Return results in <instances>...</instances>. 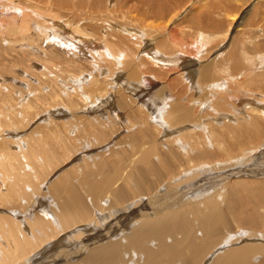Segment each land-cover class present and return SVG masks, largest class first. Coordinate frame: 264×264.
<instances>
[{"label": "bare ground", "instance_id": "obj_1", "mask_svg": "<svg viewBox=\"0 0 264 264\" xmlns=\"http://www.w3.org/2000/svg\"><path fill=\"white\" fill-rule=\"evenodd\" d=\"M251 1L198 0L171 29L195 0H0V264H264V174L241 164L264 153ZM250 5L242 45L203 64Z\"/></svg>", "mask_w": 264, "mask_h": 264}, {"label": "rangeland", "instance_id": "obj_2", "mask_svg": "<svg viewBox=\"0 0 264 264\" xmlns=\"http://www.w3.org/2000/svg\"><path fill=\"white\" fill-rule=\"evenodd\" d=\"M253 1V0H252ZM252 1H251V4H252ZM196 2V3H195ZM195 2L191 5L190 3H188V4H190L189 6H188V4L187 5H185L184 6V11L182 10V14L180 13L179 14V16L175 19V20H173L172 21V24H171V29H172V25H176L173 29H175L177 26H178V28H179V26H181L182 24H183V22H184V20H185V18L186 17H189L190 18V16H194V15H198V11L196 10L199 6H201L199 3H198V0H195ZM254 4V3H253ZM252 4V5H253ZM196 5V6H195ZM197 5H198V7H197ZM252 5H250L248 8H249V10H248V8H247V10L245 9L244 11H243V15L242 16H244V17H242V18H245V19H243V20H241L239 17H238V19H237V22L233 25V28L231 27V29H230V32H229V35H228V38L226 39V41H224L225 39L224 38H222V39H220L221 41H224V42H221V43H223L222 45L221 44H218V49H216V50H218V52L217 51H213V53H212V55L209 57V60L207 59V61H206V59H203V58H201V61H202V63L203 64H205V63H207V62H211V58L214 60L215 59V57L219 54V53H223V52H227V53H229L228 54V56L231 54V52H232V49L234 50L235 49V47L237 48V47H240L241 45H242V41H243V38H242V36H240V35H242L241 33H240V31L241 32H243L244 30L242 29L243 27L245 28V25L246 24H248V18L250 17V15H251V12H252V9H253V6ZM190 6H191V8H190ZM186 7V8H185ZM187 7H188V9H187ZM250 7H252V8H250ZM191 10H192V13H191ZM186 11H188L187 13H186ZM248 11H249V14H248ZM184 12V13H183ZM186 13V14H185ZM191 14V15H190ZM181 15H183L182 17H181ZM187 15V16H186ZM184 16H186L185 18H184ZM245 16H247V17H245ZM193 18V17H192ZM178 19H181L182 21H180L179 22V20ZM177 20V21H176ZM238 20H240V21H238ZM176 21V22H175ZM243 21H244V26L242 25L243 24ZM180 23H181V25H180ZM241 23V24H240ZM187 24V23H186ZM186 24H184V25H186ZM189 24V23H188ZM187 24V25H188ZM183 25V26H184ZM237 27V28H236ZM240 27V28H239ZM242 27V28H241ZM177 28V29H178ZM239 29H241L240 31H239ZM237 30V31H236ZM237 33H240V34H237ZM234 36H233V35ZM239 35V36H238ZM179 36H181V34H179ZM182 37V36H181ZM236 38V39H235ZM224 39V40H223ZM219 40V41H220ZM219 41H218V43H219ZM232 41V42H231ZM237 41V42H236ZM237 43V44H235V43ZM239 42H240V44H239ZM234 43V44H233ZM232 46V47H231ZM220 49V50H219ZM227 49H229V50H227ZM85 51H86V49H85ZM190 60H194V58L193 57H191V58H189ZM212 60V61H213ZM182 62V61H181ZM180 62V63H181ZM195 62V61H194ZM195 65H197V62H195ZM257 67H259V64L257 65ZM193 68H190V69H188V71L187 72H189V71H191ZM195 70V69H194ZM260 71H263L264 72V69H259V68H256L255 69V71H254V73H259ZM213 73H214V75H215V78H216V80H217V76H216V72H215V70L213 71ZM191 76H192V78L191 79H193V81L195 82V83H197L198 81V79H197V76L192 72L191 73ZM12 77V76H11ZM12 79V78H11ZM215 81V80H214ZM188 84H191L193 87H195V90H191V89H188L189 90V92H190V94L191 95H193V96H196V94H197V92H198V88L196 87V84L195 85H193V83H191V82H189ZM18 87H19V85H17ZM234 91V89H232V91L230 92V93H232ZM260 99H262L263 100V98H260ZM201 102H204V105H201L200 103H198L197 105H198V107H199V109H201V108H203V107H205L208 103H209V101H207L205 98L201 101ZM227 107H228V105H226ZM222 111L223 110H220V112H219V114H223L222 113ZM225 116H230V118L232 119V120H235V122H237V119H235V116H232L230 113H227ZM39 122H42V120H39ZM38 122V123H39ZM23 135H26V133L25 134H23ZM260 151H262V148H260ZM260 151H258V152H260ZM258 152L256 153V154H258ZM86 153V152H85ZM85 153H81V155H80V163L81 162H83L84 161V158H86L87 156L85 155ZM255 155H253V157H254ZM240 164V163H239ZM241 164H242V168H243V170H247V171H252L253 173V176H257V175H259V176H261L262 174H264V153H262V155H261V157H259L258 158V160H255V159H253V158H251V157H247V158H243L242 159V162H241ZM73 165H69V166H65V167H62V168H56V169H54V170H52V171H50L44 178H43V180L40 182V184L43 186V188H45L46 190H43V192H42V199H44L43 201H42V203H44V202H48V199H50L51 200V202H52V196H51V194L49 193L50 192V189L54 186V184H56L57 182H59L60 181V173H61V170L62 169H67V168H70V167H72ZM238 170V169H237ZM237 170H234V171H237ZM239 171V170H238ZM221 175H223V173L221 174ZM216 177H220V175L219 176H216ZM205 182L206 181H204L203 182V185H205ZM229 182V181H228ZM227 182V183H228ZM189 188V190L191 189V188H195V187H192L191 185H185V186H181L182 188H181V190H179V193H182V192H184V190H185V188H187V187ZM209 184H207V185H205L202 189H206V190H208V188H209ZM180 191H182V192H180ZM160 195H162V194H160ZM163 196V195H162ZM165 196V195H164ZM188 196H191V195H188ZM139 219V217H132L131 218V220L128 222V226H133V225H135L136 224V222H137V220ZM122 237V234H121V231H119L118 233H116V235L114 236V239L116 238V239H119V238H121ZM73 241V240H72ZM262 243H264V241H262ZM71 248H73L74 250L76 249V248H80L81 247V250L82 251H84V250H89V248H87V246L88 245H85V240H83L82 241V243L81 244H76V242L75 241H73L72 243H71ZM63 249V248H62ZM68 249V248H67ZM78 249L76 250V251H78ZM76 251H74V252H76ZM86 251V252H87ZM52 253L53 252H49V253H47L46 255H45V258H47V257H49V256H51L52 255ZM49 254V255H48ZM44 262L45 261H42V262H40V263H42V264H44ZM39 263V264H40Z\"/></svg>", "mask_w": 264, "mask_h": 264}]
</instances>
